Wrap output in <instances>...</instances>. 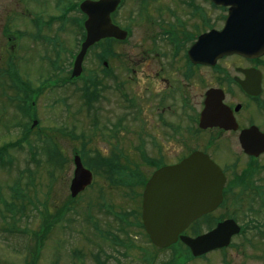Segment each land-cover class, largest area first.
Returning <instances> with one entry per match:
<instances>
[{
  "label": "rangeland",
  "instance_id": "1",
  "mask_svg": "<svg viewBox=\"0 0 264 264\" xmlns=\"http://www.w3.org/2000/svg\"><path fill=\"white\" fill-rule=\"evenodd\" d=\"M80 1L0 0V264H26L36 247L40 249L36 264H96L97 258L102 264H146L148 251L153 252V263L149 264H222L217 252L186 260L178 257L175 248L154 251L142 233L138 237L135 232L128 234L129 240L134 236L130 249L111 244L113 238H127L118 230L121 224L115 215L131 209L132 204L124 198L129 190H117L104 174L94 172L92 186L76 198H71L69 185L75 155L95 171L103 168V158L105 163H122L123 168L137 172L135 145L141 122L152 133L162 128L140 70L176 74L172 73V60L166 56L167 40L160 29L173 26L184 33L187 29L208 31L209 26L221 28L225 10L205 3V25L198 16L189 17L186 7L176 0L172 5L175 17L159 24L139 20L135 0H129L118 22L131 32L129 38L91 48L83 60L82 76L71 80L72 63L84 38L83 16L77 9ZM72 4L76 7L70 8ZM160 8L166 10L164 4ZM9 33L20 36L12 37V47L4 35ZM15 50L18 57L11 60ZM101 61L108 62L107 68ZM111 68L117 72V79L121 76L127 81L129 104H133L127 111L123 140L127 152L123 155L110 151L109 146H118L120 133H124L119 122L125 123L119 112V93L115 94L113 87L109 89L108 83L115 77L104 75ZM94 75L103 82L97 80L96 93H90L88 82ZM92 96L96 104H89ZM108 114L112 116L107 120ZM33 121L36 124L32 127ZM155 135L161 152H148L151 158L194 148L199 137L176 132L170 140L165 130ZM120 156H128V161H121ZM84 167L88 168L86 164ZM140 177L141 173L137 181L142 182ZM126 179H122L123 185L136 195ZM99 194H103V200H99ZM97 201L105 203L110 213L98 211L93 204ZM86 210L92 222L87 220ZM190 230L191 234L204 232L205 223L199 220ZM250 259L235 255L232 264H249Z\"/></svg>",
  "mask_w": 264,
  "mask_h": 264
},
{
  "label": "flooded vegetation",
  "instance_id": "2",
  "mask_svg": "<svg viewBox=\"0 0 264 264\" xmlns=\"http://www.w3.org/2000/svg\"><path fill=\"white\" fill-rule=\"evenodd\" d=\"M128 1L120 0L117 8L120 9L111 14L113 22H119L120 12ZM175 1L135 0L137 17L144 22H167L169 18L175 17V7L172 6ZM180 2L186 7L189 17L198 16L202 22L207 0H180ZM160 4H164L166 10L161 11ZM171 30L175 32L173 26ZM4 35L7 36L10 47L15 44L12 37H20L15 34ZM200 35L163 34L168 47L166 56L171 58L172 73L176 74L161 75L155 70L152 72L140 70L144 74L145 92L151 96L152 110L154 113L157 112V119L162 128L152 133L145 129L141 122L137 133L135 145L137 167L140 169L139 173L145 176L142 183L140 182L141 186L136 195L124 196L127 204L129 202L132 204L131 209L125 210L128 216L123 226L127 237L125 243L134 247V236L133 240H129L128 233L135 232L138 237L144 231L143 191L145 183L154 171L164 166L176 165L191 153L198 151L207 155L224 174L222 200L213 210L199 218L200 222L205 223L204 232L200 230L198 234H191L189 227L194 224L192 223L182 234L195 237L208 233L220 223L232 221L234 223L232 228H237V231L231 235L229 244L201 257L217 252L221 256L222 264H232L235 255L249 256L251 258L249 264H264V51L255 55L257 53L255 50L250 51V43L247 41L242 44L241 49L220 56L213 64L193 63L188 52ZM15 53L16 50L11 60L18 57ZM82 73L71 80L80 78ZM104 75L105 78L107 75L115 77V81H109V89L113 87V92L119 93V112L126 123L120 120L124 133H120L122 135L118 146L114 143L109 144L110 151L116 152L115 154L120 152V155H123V152H127L126 141L125 143L123 141L127 132V111L133 104H129L127 81L121 76L117 79L114 68L108 69ZM97 80L102 81L94 75L88 82L90 93H96L94 83ZM199 86L202 87L201 90ZM209 92L216 110V117H213L215 121L205 118L201 123L202 113L208 107ZM97 102L92 96L89 104ZM137 107L140 110L139 104ZM111 116L108 114L105 117L108 120L107 117ZM163 130L170 140L176 132H183L187 136H192V133L198 134L197 146L184 148V151L181 150L177 154H170V158L163 155L151 158L148 152L159 154L161 152L155 132ZM174 145H177L176 141ZM127 159L128 156H120L123 162L128 161ZM119 167L123 168L122 163ZM143 169H147V173ZM139 220L142 226L139 225ZM147 244L151 246L149 242ZM149 253L153 255V252L148 251L145 253V258ZM231 253L232 257H229ZM140 260L144 261L143 257ZM241 264L246 263L243 261Z\"/></svg>",
  "mask_w": 264,
  "mask_h": 264
},
{
  "label": "water",
  "instance_id": "3",
  "mask_svg": "<svg viewBox=\"0 0 264 264\" xmlns=\"http://www.w3.org/2000/svg\"><path fill=\"white\" fill-rule=\"evenodd\" d=\"M118 2L84 0L80 3L79 8L86 15V34L73 62L72 77L81 73L82 61L89 47L105 38L119 41L126 38L127 32L110 19V13ZM211 2L228 7V15L221 31L211 30L192 45L188 54L194 63L213 64L220 56L241 49L247 41L250 51L255 50L257 54L264 51V0ZM209 94L208 107L202 113L201 123L205 118L215 121L216 110ZM73 162L69 189L74 198L91 184L92 174L84 168L78 155ZM224 182L220 168L200 152H193L178 164L155 171L143 192L142 219L151 242L164 248L176 243L179 238L195 257L228 245L231 235L237 231V228H232V221L220 223L210 232L196 237L181 235L191 222L221 202Z\"/></svg>",
  "mask_w": 264,
  "mask_h": 264
},
{
  "label": "trees",
  "instance_id": "4",
  "mask_svg": "<svg viewBox=\"0 0 264 264\" xmlns=\"http://www.w3.org/2000/svg\"><path fill=\"white\" fill-rule=\"evenodd\" d=\"M105 41H107V40H104L102 42H105ZM112 41H114V40H112ZM82 160H83V163L86 164L87 167L90 168V170L92 172H94L95 175L96 174H101V175L104 174L106 176V179L109 182V185L110 186H113V187H116L117 189H119L121 186L122 187H127V186L123 185V183H122V179L123 178L125 179L126 176H127V179L126 180L129 181L130 183H132L133 189H134V187L137 186L136 184L140 183V181H137V178L139 177V174L137 172L133 171L131 168H128V169H126V168H120V167L112 164L110 161H107L105 163V159L101 158L100 159V162L103 164V168H101L102 166H100V167H98V171H95V169H93L90 166L89 163H87L86 161H84V159H82ZM142 177L143 176L141 175V178ZM127 188H129V187H127ZM98 198H99V200H103L102 199V196H98ZM93 204L97 206L98 211L105 210L106 211L105 213H110V210L107 208V205L105 203H102L100 201L99 202L97 201V202H93ZM85 213H86L85 215H86L87 220L90 221V222H92V220H91L92 219L91 218V213L88 210H86ZM115 217L117 218V222L119 224H121V226L118 227V230L123 231L125 233V231L122 228V224H123V221H125V222L127 221V217L128 216L126 215V213L120 212V213L116 214ZM49 222L46 224L45 230L49 227ZM139 225L142 226L140 224V221H139ZM40 235H42V233H40ZM101 235H102V233H101ZM145 236H146V234H145ZM41 240L42 239H39V241H41ZM112 241L113 242H111V244L117 245V246H122L123 243H124L123 240L121 241L119 239H114V238H113ZM122 247H126V245L125 246H122ZM179 247H181V248L179 249ZM36 248H37L36 252L35 253L32 252L31 258H30L29 262H27L26 264H36L37 263V262H35V259L37 260V258L39 256V253H40V249L38 247H36ZM175 250H176V252L178 254V257L184 258L186 260L191 258L190 252L188 251V249L186 247H182V246H179L178 245V249L175 248ZM95 261H96V264H102V263H100L99 258H97V260H95Z\"/></svg>",
  "mask_w": 264,
  "mask_h": 264
}]
</instances>
